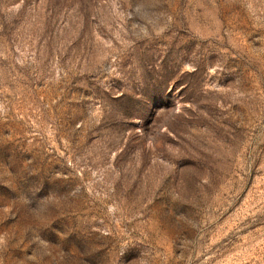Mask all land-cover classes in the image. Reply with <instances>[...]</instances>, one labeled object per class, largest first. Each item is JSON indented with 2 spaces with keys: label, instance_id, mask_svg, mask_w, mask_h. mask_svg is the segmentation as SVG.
<instances>
[{
  "label": "rangeland",
  "instance_id": "rangeland-1",
  "mask_svg": "<svg viewBox=\"0 0 264 264\" xmlns=\"http://www.w3.org/2000/svg\"><path fill=\"white\" fill-rule=\"evenodd\" d=\"M0 264H264V0H0Z\"/></svg>",
  "mask_w": 264,
  "mask_h": 264
}]
</instances>
